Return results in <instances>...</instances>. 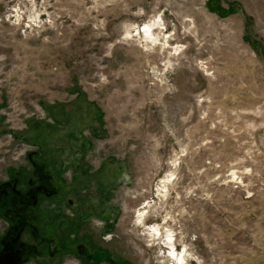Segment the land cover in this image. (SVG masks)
I'll list each match as a JSON object with an SVG mask.
<instances>
[{"label": "rangeland", "instance_id": "374dc122", "mask_svg": "<svg viewBox=\"0 0 264 264\" xmlns=\"http://www.w3.org/2000/svg\"><path fill=\"white\" fill-rule=\"evenodd\" d=\"M20 218L67 246L18 264H264V0H0Z\"/></svg>", "mask_w": 264, "mask_h": 264}, {"label": "flooded vegetation", "instance_id": "af4514ba", "mask_svg": "<svg viewBox=\"0 0 264 264\" xmlns=\"http://www.w3.org/2000/svg\"><path fill=\"white\" fill-rule=\"evenodd\" d=\"M42 215L43 214L39 212L38 208L36 216ZM13 219L16 218L14 217ZM42 223H44V221L41 218L39 222L36 220V222L33 223H30L24 218L15 220V222L11 224V228L9 227V231L4 232L0 238V264H18L20 260L23 261V259L28 256V254L26 255L25 253L34 245L41 248H49L55 252H60L61 250L66 251L64 249L67 244L63 243L59 233L55 232L54 227H57V225H55V223L51 225L47 223V228L53 233H49L48 231V233L45 234L44 231H42V233L38 231ZM21 254L24 256L21 257ZM36 257L35 254L34 258Z\"/></svg>", "mask_w": 264, "mask_h": 264}, {"label": "bare ground", "instance_id": "6f19581e", "mask_svg": "<svg viewBox=\"0 0 264 264\" xmlns=\"http://www.w3.org/2000/svg\"><path fill=\"white\" fill-rule=\"evenodd\" d=\"M148 28H150V27H148ZM172 258H173V256H172ZM181 264H183V261L181 262Z\"/></svg>", "mask_w": 264, "mask_h": 264}]
</instances>
